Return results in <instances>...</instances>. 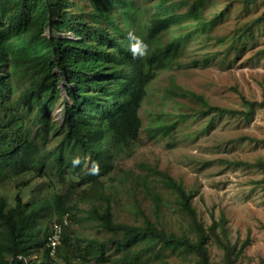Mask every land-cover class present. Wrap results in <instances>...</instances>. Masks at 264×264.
I'll list each match as a JSON object with an SVG mask.
<instances>
[{"label": "trees", "instance_id": "16d2710c", "mask_svg": "<svg viewBox=\"0 0 264 264\" xmlns=\"http://www.w3.org/2000/svg\"><path fill=\"white\" fill-rule=\"evenodd\" d=\"M204 4V0H0V186L14 181L15 190L12 202L0 195V264H137L148 254L162 258L155 254L161 251L193 253L194 264H242L239 255L246 239L237 247L223 216L212 217L205 225L192 202L195 193L157 166L142 164L174 194L190 234L163 227L139 208L137 199L140 221L118 220L110 206L117 186L134 180L128 168L118 166L113 174L117 164L112 150H128L139 139V110L157 69L182 64L176 55L183 42L210 37L220 11L208 16ZM263 19L264 10L245 23L244 30ZM185 23L186 31L164 40L167 30ZM128 32L148 46L147 55L133 57ZM214 37L221 45L227 38ZM236 39L232 37L227 48ZM215 56L204 51L193 62ZM61 90L67 100L60 99ZM178 98L194 100L199 115L228 113L245 119L256 105L264 104L242 97L246 109L222 107L172 82L161 89L160 109L150 114L144 128L149 138H170L176 131L184 113L163 108L178 106ZM59 104L61 119H52L51 111ZM44 139L51 148L38 144ZM238 162L264 171L262 157L229 161ZM54 173L57 182L51 178ZM140 185L158 209L159 193L143 178ZM36 186L43 192L39 196ZM28 189L33 196L24 199ZM81 203L89 206L85 218L105 231L102 238L83 236L75 228ZM64 214L68 222L62 221ZM55 224L61 230L52 247L49 236ZM211 241L222 248L219 261L210 257Z\"/></svg>", "mask_w": 264, "mask_h": 264}, {"label": "rangeland", "instance_id": "374dc122", "mask_svg": "<svg viewBox=\"0 0 264 264\" xmlns=\"http://www.w3.org/2000/svg\"><path fill=\"white\" fill-rule=\"evenodd\" d=\"M204 3L206 15L212 16L220 11L210 37L199 35L183 42L176 55L182 64L177 66L174 62L171 67L157 69L139 110L142 120L139 139L128 150H112V158L117 164L113 174L118 166L128 168L133 171L134 180L117 186L111 195L110 206L118 220L140 221V208L152 219L159 220L163 227L190 234L188 219L179 210L174 194L166 189L159 176L147 174L142 164L157 166L181 179L195 193L192 202L198 219L205 225L211 222L212 217L219 220L223 216L231 241H236L240 247L246 239L239 255L242 264H264V171L243 162L229 163L264 158V104L256 105L251 117L245 119L228 113L199 115L194 100L178 98L180 106L172 108L166 105L163 108L184 113L170 138L157 135L151 139L144 129L151 115L160 109L157 102L161 89L172 82L182 90H193L204 95L211 104L222 107L246 109L242 97L264 103V19L248 29L243 28L245 23L262 13L264 0H204ZM187 29L186 23L172 27L162 37L166 40ZM215 35L227 38L221 45ZM232 37L237 39L233 46L227 48ZM204 51L217 56L194 63L193 58ZM61 95V100L68 99L64 90H61ZM62 109V104L56 105L51 111L52 119H61ZM38 144L51 148L47 139L39 140ZM51 178L57 182L55 173ZM142 178L153 192L159 193L161 205L158 209H154L151 198L142 189ZM39 187L34 189L36 196L43 193L37 192ZM30 189L23 194L24 199L33 196ZM14 192V181H6L0 186V195H5L10 202ZM80 207L77 213L80 218L74 224L75 228L87 237L102 238L106 235L95 221L85 218L89 206L81 203ZM208 250L211 259L219 261L222 258V248L215 241L208 244ZM109 252L113 256L118 254ZM155 254L163 256L153 258L148 254L149 258L137 264H194L196 259L195 254L185 251Z\"/></svg>", "mask_w": 264, "mask_h": 264}, {"label": "clouds", "instance_id": "9594fccd", "mask_svg": "<svg viewBox=\"0 0 264 264\" xmlns=\"http://www.w3.org/2000/svg\"><path fill=\"white\" fill-rule=\"evenodd\" d=\"M127 39L129 40V51L134 58H142L147 55L148 46L138 36H136L134 32H128ZM62 221L68 222L67 214H64Z\"/></svg>", "mask_w": 264, "mask_h": 264}, {"label": "built area", "instance_id": "2783aa9c", "mask_svg": "<svg viewBox=\"0 0 264 264\" xmlns=\"http://www.w3.org/2000/svg\"><path fill=\"white\" fill-rule=\"evenodd\" d=\"M60 224H55L52 230L51 235L49 236V243L52 247L56 245V243L59 242V233L61 228L59 227Z\"/></svg>", "mask_w": 264, "mask_h": 264}]
</instances>
